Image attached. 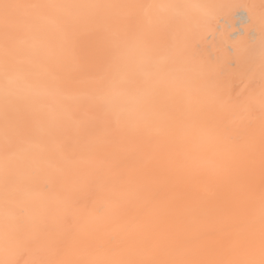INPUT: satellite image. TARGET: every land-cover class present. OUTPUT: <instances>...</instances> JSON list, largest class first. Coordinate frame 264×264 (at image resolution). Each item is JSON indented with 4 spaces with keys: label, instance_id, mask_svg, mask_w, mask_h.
Wrapping results in <instances>:
<instances>
[{
    "label": "bare ground",
    "instance_id": "1",
    "mask_svg": "<svg viewBox=\"0 0 264 264\" xmlns=\"http://www.w3.org/2000/svg\"><path fill=\"white\" fill-rule=\"evenodd\" d=\"M0 264H264V0H0Z\"/></svg>",
    "mask_w": 264,
    "mask_h": 264
}]
</instances>
